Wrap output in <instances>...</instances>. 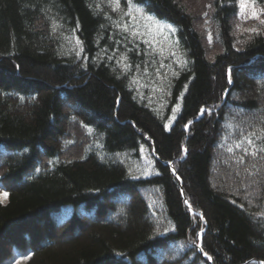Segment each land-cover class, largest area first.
<instances>
[{"label": "trees", "instance_id": "obj_1", "mask_svg": "<svg viewBox=\"0 0 264 264\" xmlns=\"http://www.w3.org/2000/svg\"><path fill=\"white\" fill-rule=\"evenodd\" d=\"M261 149L264 0H0V264H259Z\"/></svg>", "mask_w": 264, "mask_h": 264}, {"label": "rangeland", "instance_id": "obj_2", "mask_svg": "<svg viewBox=\"0 0 264 264\" xmlns=\"http://www.w3.org/2000/svg\"><path fill=\"white\" fill-rule=\"evenodd\" d=\"M194 1H198V0H194ZM193 6H195V5H191V8H193ZM215 169H216L215 164H213L212 168H211V171L213 172ZM211 182H212V180H211ZM4 193H7V192L0 190V201H2V202H6V200H7V195H4ZM23 263H24V259L23 258H18L16 261H14V264H23Z\"/></svg>", "mask_w": 264, "mask_h": 264}, {"label": "snow or ice", "instance_id": "obj_3", "mask_svg": "<svg viewBox=\"0 0 264 264\" xmlns=\"http://www.w3.org/2000/svg\"><path fill=\"white\" fill-rule=\"evenodd\" d=\"M117 2H118V0H117ZM253 15L255 16L256 13L253 12ZM251 30H252V31H255V29H251ZM246 139H248V143H249V144H253V143H254L250 138H246ZM237 146L239 147L240 145L238 144ZM245 151H247V149H245ZM261 151H264V149H261ZM4 195H7V193H4ZM209 259H211V257H209ZM261 264H264V261H262Z\"/></svg>", "mask_w": 264, "mask_h": 264}, {"label": "water", "instance_id": "obj_4", "mask_svg": "<svg viewBox=\"0 0 264 264\" xmlns=\"http://www.w3.org/2000/svg\"><path fill=\"white\" fill-rule=\"evenodd\" d=\"M170 166H171V164H170Z\"/></svg>", "mask_w": 264, "mask_h": 264}]
</instances>
